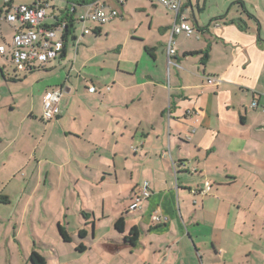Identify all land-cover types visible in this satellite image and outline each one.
I'll return each instance as SVG.
<instances>
[{"label": "crops", "instance_id": "0c3cea01", "mask_svg": "<svg viewBox=\"0 0 264 264\" xmlns=\"http://www.w3.org/2000/svg\"><path fill=\"white\" fill-rule=\"evenodd\" d=\"M41 1L46 25L74 30L58 59L18 72L0 0V264H264V0H182L193 32L170 59L176 14L154 0H96L118 15L89 34L92 0Z\"/></svg>", "mask_w": 264, "mask_h": 264}, {"label": "built area", "instance_id": "2783aa9c", "mask_svg": "<svg viewBox=\"0 0 264 264\" xmlns=\"http://www.w3.org/2000/svg\"><path fill=\"white\" fill-rule=\"evenodd\" d=\"M154 1L176 14L168 46V56L170 59L175 55L173 37L181 33L190 35L193 32V28L184 17L180 16L182 0ZM5 5L4 19L10 24H16V34L9 48L11 50L12 63L18 72H26L29 67H33L36 64H47L61 56L64 49V41L59 34H63L66 24L64 22L52 26L45 24L47 3L40 0L34 5H14L10 0H5ZM117 15V11L107 10L104 5L98 1H94L87 4V10L79 17L78 22L83 24V33L89 34L90 29L86 26L88 23L102 26L116 18ZM0 52L7 54L6 46H1ZM207 82L209 84H218L221 82V79L210 77L207 78ZM88 92L94 94L97 93V89L94 86H90ZM63 94V90L58 89L45 95L42 113V119L45 122L55 120L61 115L60 102ZM257 105L258 103L254 101L252 107H257ZM211 189V182H206L202 189L193 190L192 192L195 195H204L208 194ZM150 196L149 183L145 182L136 194L132 208L140 209ZM153 220L159 222L161 221V217L153 216Z\"/></svg>", "mask_w": 264, "mask_h": 264}, {"label": "trees", "instance_id": "16d2710c", "mask_svg": "<svg viewBox=\"0 0 264 264\" xmlns=\"http://www.w3.org/2000/svg\"><path fill=\"white\" fill-rule=\"evenodd\" d=\"M96 0H92L91 2H94ZM89 2V3H91ZM88 3V4H89ZM66 25H65V29H64V32H63V41L66 43L68 40V36H69V33L70 31H73L74 30V24L73 22H64ZM65 47V46H64ZM64 50V49H63ZM64 52V51H63ZM62 52V53H63ZM32 67H29L27 69V71L31 70ZM115 228L119 231V232H122L124 230V221L123 219H118L117 222L115 223ZM59 233L61 235V237L63 238V240L65 242H69L70 241V237L69 235L66 233V231L61 227L59 228ZM81 237H84L85 236V233L81 232ZM130 243L131 244H135L137 241H138V232L136 231V229L133 230V234L131 237L128 238ZM83 247L82 246H79L78 247V250H82ZM30 261L33 263V264H45V261L44 259L36 252H33L31 255H30Z\"/></svg>", "mask_w": 264, "mask_h": 264}]
</instances>
